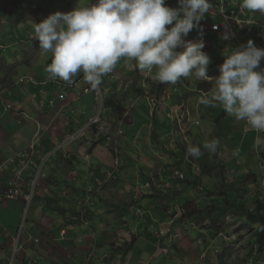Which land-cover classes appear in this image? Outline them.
Instances as JSON below:
<instances>
[{
  "label": "rangeland",
  "instance_id": "374dc122",
  "mask_svg": "<svg viewBox=\"0 0 264 264\" xmlns=\"http://www.w3.org/2000/svg\"><path fill=\"white\" fill-rule=\"evenodd\" d=\"M221 1L216 0L217 9L211 8L200 21V27L204 29L192 30L185 38L187 41L207 40L206 36H201V30L203 34L221 28L225 22L222 5L228 8L227 2L222 1L221 4ZM88 2L45 0L40 5L41 0H0V44L5 46L0 49V57L17 65L18 71L11 76L12 80L25 74L28 66H34L40 56L44 59L51 57L50 53L41 54L38 41L33 38L32 22L40 23L52 13H67L78 4L87 5ZM95 2L90 0L92 4ZM240 3L241 0H232L229 10L243 19L245 29L251 28V32L245 31L248 39L241 42L246 44L248 40H254V28L260 23L241 9ZM166 6L178 7V0H167ZM248 21L251 22L248 24ZM217 40L211 49L203 48L202 51H210L211 57L219 48L225 53V45L222 47L221 43L227 41ZM217 64L210 63L208 66V75L213 78L219 75L215 67L218 70L222 65ZM116 72L117 79L113 83L107 84L106 77L103 78L104 103L99 99L98 91L94 90L98 101L96 115L91 112L85 120L89 123L79 132L74 130L77 133L68 137L70 143L81 139L78 142L86 141L93 145L92 148L98 147L96 156L104 161L102 170L92 177L96 180H91L89 192L82 200L72 198L68 202L73 193L68 192L65 185L67 179L60 177L59 187L52 185L47 193L38 194L40 197L47 195L45 208L57 218H63V211L70 216L73 214L71 208L60 210L62 204L70 203V207L80 203L82 207L85 202L90 203L92 213H88L86 208L76 210L75 214L82 219L98 216L96 210L100 204L113 218L106 224L89 221L90 226L85 233H88V239L91 238L88 243L93 249L87 264H109L115 262V258L117 264H220L219 256L228 247L234 249V254L225 264H264V230H261L264 228V151L253 149L257 135L264 134L252 130L244 121H236L220 107L200 105L198 97L201 91H210L212 85L209 82L182 78L175 85L160 84L146 72L136 69L134 61H122L117 65ZM10 82L11 79L8 84ZM8 84L5 86L10 87ZM111 99L122 111L117 112L107 105ZM4 112L10 111L5 107ZM96 117L99 121L93 123ZM143 126V133L140 134ZM78 134L80 138L71 140ZM212 138L220 141L216 155L205 152L199 159L186 156L188 146L202 145ZM235 148L240 149L238 157L232 156ZM202 166L211 168V171L204 173ZM187 180H196L207 192L204 190V195L199 197L195 190L187 189L186 183H182ZM178 191H182L177 198L179 201L173 200ZM60 198L66 200L61 201ZM94 199L96 207L92 204ZM226 203H235L237 207L235 212L230 211L227 217L220 220L218 229L209 228L208 221L190 216L191 212ZM242 204L244 207L240 208ZM64 219L66 222L71 220ZM71 221L77 223L78 217ZM107 228L111 242L103 237ZM93 237L107 245L99 250V242ZM136 237L139 239L140 257L136 249L126 252L132 243L137 244ZM260 242L263 243L261 249ZM19 248L20 244L12 251L17 259L22 251L18 252Z\"/></svg>",
  "mask_w": 264,
  "mask_h": 264
},
{
  "label": "crops",
  "instance_id": "0c3cea01",
  "mask_svg": "<svg viewBox=\"0 0 264 264\" xmlns=\"http://www.w3.org/2000/svg\"><path fill=\"white\" fill-rule=\"evenodd\" d=\"M229 2L232 3V0ZM211 3L212 8L217 9L216 0H211ZM249 16L260 23L253 31L254 45L264 49V14L255 13ZM233 27L239 36L238 40L227 43L221 36V28L218 27L214 31L201 34L208 38L203 41L204 48L211 49L217 39L227 41L222 42L221 46L225 45L228 52L242 45L241 42L248 39L245 31L249 29H245L246 26ZM206 54L212 58V64L219 65L224 62L225 53H222L220 48L212 57L210 51ZM39 59L36 66H28L25 74L19 73L16 80L11 79V82L7 83L11 86L3 88L0 98V264H10L11 260H14L13 264H87V258L93 249L88 243L91 238L88 239V233H85L90 226L89 221L106 224L113 218L100 204L96 210L98 216L91 215L82 219L75 214L76 210L86 208L88 213H92L90 203L86 202V205L82 203V207L80 203L79 206L76 203L70 207V203H64L60 208L73 209L71 216L73 215L72 219L78 217L77 223L72 222L71 216L65 211L62 213L63 218H57L50 209L45 208L47 195L40 197L38 194L47 193L52 185L59 187L60 177L67 179L65 185L69 194L73 193L70 194L73 197L68 199V202L72 198L76 201L82 200L85 193L89 192L92 181L96 180H92V177L102 170L104 161L96 156L98 147L92 148L93 145L86 141L78 142L81 139L76 141L77 143H70L68 137L77 133L74 130L78 129L79 132L89 123L85 121L86 116L89 118L91 112L98 111L97 100L94 91L83 81L82 73L75 77L73 85L68 86L61 80L60 83H55L47 78L48 74L44 70L52 57L44 59L40 56ZM260 67L264 68V59L261 60ZM215 71L218 72L217 66ZM3 75L0 74V77ZM12 103L15 108L4 112L6 105ZM144 126L149 128L148 125ZM144 126L139 130L140 134L143 133ZM21 152L28 154V166L23 165L21 159L13 161L14 156ZM70 175L74 176L69 177ZM15 189H19L23 195L15 196ZM28 194L31 195L30 201L25 199ZM60 200L64 201L66 198ZM94 202L95 199L92 204L96 207ZM64 218L71 220L66 222ZM105 232L104 239L111 242L109 229ZM131 233L135 235L134 232ZM136 238L139 240L142 236ZM138 243L139 241L133 249L139 252L140 257ZM19 244L18 252L22 251L17 259L12 251ZM104 245L107 244L99 242V250ZM105 256L106 254L101 259L104 260ZM116 259L109 264H117Z\"/></svg>",
  "mask_w": 264,
  "mask_h": 264
},
{
  "label": "clouds",
  "instance_id": "9594fccd",
  "mask_svg": "<svg viewBox=\"0 0 264 264\" xmlns=\"http://www.w3.org/2000/svg\"><path fill=\"white\" fill-rule=\"evenodd\" d=\"M166 4L167 0H96L94 4L89 0L70 12L57 11L40 23L32 22L41 54L52 57L44 69L47 78L70 86L82 73L94 91L119 63L134 61L136 69L160 84L175 85L182 78L211 83L210 91H201L200 105L220 107L264 134V68L260 67L264 49L248 40L226 51L219 75L213 78L208 75L211 59L202 51L203 40L185 39L200 28V21L213 7L211 0H178L176 8ZM240 8L264 14V0H241ZM219 145L217 138L190 145L186 156L216 155ZM253 149L264 151V136L257 135ZM239 153V148L232 150L234 157Z\"/></svg>",
  "mask_w": 264,
  "mask_h": 264
},
{
  "label": "trees",
  "instance_id": "16d2710c",
  "mask_svg": "<svg viewBox=\"0 0 264 264\" xmlns=\"http://www.w3.org/2000/svg\"><path fill=\"white\" fill-rule=\"evenodd\" d=\"M44 2H45V0H41L40 5H42ZM1 53H2V51H0V56L2 55ZM0 58H1L0 59V65H1L0 66V74H4L3 77H0V98H1L2 97V93H1L2 89L5 87V84L8 83V80L12 79L11 76H13L14 74L17 73L18 69H17V65L8 63L6 61V59L3 58V57H0ZM5 76H6V78L2 79ZM107 105L112 106L117 112L122 111L121 107L117 103H115L112 99L107 101ZM201 163L202 162H200V164ZM202 168L204 170L203 172L206 173V174L211 171V168H209V167L202 166ZM182 183H186V188L187 189L195 190L194 193L195 194H199V197L204 195V190L205 189L204 188L202 189L201 185L196 180L195 181H190V180L182 181ZM182 190H184V189H182ZM180 192H182V191H178L174 195L173 200H176L178 197L181 196ZM236 207H237V205L235 203H226L223 206L222 205H211L207 209H204V210H201V211L199 210L198 212H196V211L191 212L190 216H193V218H197L198 217L199 220H201V221H203V220H205V222L208 221V222H210L208 224L209 228L218 229V227H219L218 225H219V223H221L220 220H222V218H224V217H227L230 214V211L231 212H235L234 209ZM242 207H244L243 204L240 205V208H242ZM135 241H137L136 238H135ZM258 244H260V246L259 245L258 246L260 247L259 249H261L262 248L261 246H262L263 243L260 242ZM134 245H135V243H132L131 247L128 248L127 249L128 251L126 250V252L131 251L134 248ZM233 254H234V249L233 248H231V247L226 248L224 253H222L219 256L220 264H225L226 260H231ZM241 264H245V263L243 262Z\"/></svg>",
  "mask_w": 264,
  "mask_h": 264
},
{
  "label": "built area",
  "instance_id": "2783aa9c",
  "mask_svg": "<svg viewBox=\"0 0 264 264\" xmlns=\"http://www.w3.org/2000/svg\"><path fill=\"white\" fill-rule=\"evenodd\" d=\"M217 1H219V0H217ZM222 1H224L225 3L227 2V4H228V8L226 6H224V5H222V8H221V10H222V18H223V20H225V22H223L222 25H221L222 37L225 40H227V41H236V40H238V37L239 36L235 32V28L233 26L234 25H236V26H243L244 25L243 24V19H241L236 14L235 11L229 10V9H231L230 8L231 7V3L228 0H222ZM222 1H221V4L223 3ZM250 22L251 21H248V24ZM248 31L251 32V28H249ZM1 48H5V46H3V45L0 44V49ZM116 70H117V67L115 68V70L111 74H109L108 76H106L105 81H106L107 84L113 83L117 79V72H116ZM52 82L60 83V80L59 79H56V80H52ZM96 90L98 91V95L99 96H102L101 87H99ZM14 108H15V104H13V103L6 106V110L7 111H11ZM98 121H99V117H96L93 120V123H96ZM80 137H81V135L79 137H76V138L72 137L71 140H75V139H78ZM28 157L29 156H28V154L26 152L17 153L16 156H14L13 161L15 159H21L23 165L28 166L30 164V159ZM14 195L15 196H22L23 193L19 189H15L14 190ZM25 199L27 201H30L31 195L30 194L26 195L25 196ZM37 242H39V240H37ZM13 263H14V260H11L10 264H13Z\"/></svg>",
  "mask_w": 264,
  "mask_h": 264
},
{
  "label": "bare ground",
  "instance_id": "6f19581e",
  "mask_svg": "<svg viewBox=\"0 0 264 264\" xmlns=\"http://www.w3.org/2000/svg\"><path fill=\"white\" fill-rule=\"evenodd\" d=\"M228 1H230V0H228ZM101 87V90H102V85L100 86ZM109 88H112V87H109ZM114 89V88H113ZM96 91V90H95ZM104 92V91H103ZM103 92H102V96H99L98 95V92H97V95L99 96V99H101V101H103L104 99V94H103ZM101 112V111H100ZM99 112V113H100ZM86 114H87V112H86ZM96 115V114H95ZM80 136V134H78V135H75V136H73L74 138H76V137H79ZM71 137V136H70ZM22 163V162H21Z\"/></svg>",
  "mask_w": 264,
  "mask_h": 264
}]
</instances>
